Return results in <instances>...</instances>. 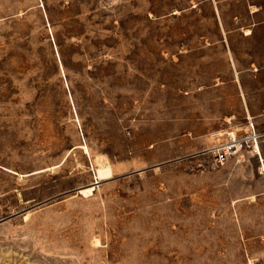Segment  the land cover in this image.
Segmentation results:
<instances>
[{"label": "rangeland", "instance_id": "1", "mask_svg": "<svg viewBox=\"0 0 264 264\" xmlns=\"http://www.w3.org/2000/svg\"><path fill=\"white\" fill-rule=\"evenodd\" d=\"M0 264H264V0H0Z\"/></svg>", "mask_w": 264, "mask_h": 264}, {"label": "built area", "instance_id": "2", "mask_svg": "<svg viewBox=\"0 0 264 264\" xmlns=\"http://www.w3.org/2000/svg\"><path fill=\"white\" fill-rule=\"evenodd\" d=\"M236 145V137L234 135H231L230 138L225 141V143L221 147H215L213 151L215 152L217 160L223 163L228 158L229 154H231Z\"/></svg>", "mask_w": 264, "mask_h": 264}, {"label": "bare ground", "instance_id": "3", "mask_svg": "<svg viewBox=\"0 0 264 264\" xmlns=\"http://www.w3.org/2000/svg\"><path fill=\"white\" fill-rule=\"evenodd\" d=\"M96 178L99 179V178H105L109 175H111V168L109 166H103V167H100L96 173ZM95 188V185L94 184H91V185H88L84 188H82V192L84 194H88V193H92L93 190Z\"/></svg>", "mask_w": 264, "mask_h": 264}]
</instances>
